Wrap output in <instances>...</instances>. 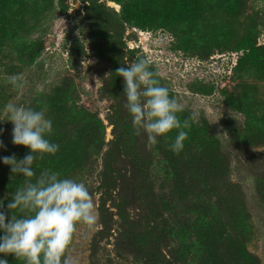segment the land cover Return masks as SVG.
Wrapping results in <instances>:
<instances>
[{
    "label": "rangeland",
    "instance_id": "374dc122",
    "mask_svg": "<svg viewBox=\"0 0 264 264\" xmlns=\"http://www.w3.org/2000/svg\"><path fill=\"white\" fill-rule=\"evenodd\" d=\"M49 3L50 7L30 16L31 26L22 31L41 43L36 60L27 64L7 48L0 55V118L5 119L0 121V140L5 145L0 148V200L12 201L26 182L22 174L11 172L2 157L15 154L20 160L30 151L12 143L14 125L3 112L11 101L42 111L52 121L53 133L47 138L60 147L54 156L44 157L66 164L58 171L61 178L83 182L93 197L99 221L94 231L81 226L74 237L72 254L79 264H157L152 257L159 250L174 264H239L237 236L264 264V192L258 190L259 179L264 178V145L241 141L245 116L230 103L243 81L256 85L258 96L264 98V81L241 78L238 73L245 50L231 49L225 41L229 32L216 24L200 33L208 47L199 53L184 49L190 31L179 39L166 27L143 29L122 16L116 1ZM219 14L218 22H232L236 39L256 22L253 42L264 47V0H245L239 16ZM138 56L149 58L153 70L160 72L161 84L184 107L183 120L197 114L190 132L205 140L202 146L185 141L177 155L169 149L175 130L167 142L158 138L151 145L146 135L137 136L133 129L145 160L148 192L136 188L141 176L126 151L115 144V105L127 113L124 78L119 82L122 87L109 88L116 69L127 67ZM13 75H22V89L7 82ZM60 90L72 91V100L45 97ZM42 162L37 157L33 170ZM237 201L249 213V235L239 226L242 215H238ZM200 212L206 218L204 232L199 231L205 244L196 249L191 224ZM172 230L177 241L168 235ZM225 234L231 237L221 245L230 244L233 256L218 259L216 252L221 255V249H214L212 239L222 241ZM0 258L15 264L8 256L0 254Z\"/></svg>",
    "mask_w": 264,
    "mask_h": 264
},
{
    "label": "clouds",
    "instance_id": "9594fccd",
    "mask_svg": "<svg viewBox=\"0 0 264 264\" xmlns=\"http://www.w3.org/2000/svg\"><path fill=\"white\" fill-rule=\"evenodd\" d=\"M127 65L117 68L116 73L124 78L125 108L132 118L134 134H144L149 144L156 145L158 138L167 142L168 134L175 130L177 134L169 149L179 155L188 139L186 129L190 130L197 114L193 112L181 121L178 114L184 111L183 105L161 84V74L153 70L149 58L138 56ZM7 82L16 90L24 87L22 75L10 76ZM3 112L14 125L12 143L30 151L20 160L15 154L2 157L3 163L11 166V172L22 174L26 182L7 205L12 213L10 219L0 211V254L12 255L22 264H79L72 254L74 237L81 226L94 231L99 221L93 197L83 182L61 178L58 171H44L33 182L37 157L54 156L60 147L47 138L53 133L52 121L42 111L11 101L5 104ZM3 147L0 140V148ZM3 206L0 200V208ZM0 264L9 261L0 258Z\"/></svg>",
    "mask_w": 264,
    "mask_h": 264
},
{
    "label": "trees",
    "instance_id": "16d2710c",
    "mask_svg": "<svg viewBox=\"0 0 264 264\" xmlns=\"http://www.w3.org/2000/svg\"><path fill=\"white\" fill-rule=\"evenodd\" d=\"M51 0H0V55L2 56L4 50L10 49L12 53H16L21 61L30 64L33 63L39 55L41 43L39 39H32L27 34H23L22 31L25 27L31 26V17L36 15L38 11L47 9L50 7ZM121 4L122 16L127 20L134 22L137 26L143 29H156L158 27H166L171 30L179 39L185 32L188 34V43L185 44L184 49L186 51L193 50L199 53L204 51L208 47L206 43L202 41L203 37L200 33L209 30L213 25H218L220 28L229 32V37L226 38L231 49L245 50L244 55L240 58L237 64V70L241 78L253 76L258 80L264 81V47H255L253 39L257 35L256 22L246 27L245 32L240 39L237 38V33L232 29V22L228 20L226 24L218 22V16L220 11L222 14L230 16H239L243 13L245 6V0H113ZM212 22H211V21ZM35 24V23H34ZM233 39L234 43H231ZM228 40V41H227ZM230 41V42H229ZM0 56V66L3 63V59ZM6 56V55H5ZM15 56V55H14ZM6 65V64H5ZM121 76L115 71V74L111 76L109 81L110 89H117L122 87L119 83ZM241 86L242 90L235 95L234 98H230V103L236 111L242 113L245 116V123L243 130L240 134V139L248 145H264V98L258 96V88L254 84H249L247 81H243ZM114 91V90H113ZM72 91L63 93L60 91L51 92L45 95L47 100H59L68 102L69 98L72 100ZM114 124L117 134L116 146L123 148L130 156L131 162L139 177V182L136 188L145 189L147 192L151 189L146 178V168L143 167L145 160L141 157L135 135L133 134L132 118L130 114L121 113L119 104L115 105ZM74 111V107L70 108ZM181 121L183 117L181 113L178 114ZM188 131L187 144L201 145L205 142L202 138L200 140L196 136H192L190 130ZM205 136V135H204ZM202 137V136H201ZM210 144V142H209ZM51 157H44L42 163L35 164L34 172L36 174L33 177V182L44 171H59L66 164L61 163L57 165ZM147 166V165H146ZM149 169V168H148ZM259 192H264V178L259 179L258 183ZM11 202V201H10ZM9 203V202H8ZM8 203H4L3 208L0 211L6 212L9 219L12 215L8 210ZM238 215H242L239 220V226L244 234H248L251 231L249 224V213L245 208L243 202L237 201ZM18 216L20 213L13 210ZM199 216L192 221L191 235L194 233L197 235V239L192 238V245L199 248L200 243L204 245L205 239L203 233L199 234V231L204 232L203 223L206 222V218L198 213ZM172 229V228H170ZM194 234V235H195ZM0 235H3L0 232ZM168 235L172 236L174 241H177V236L173 230L168 232ZM190 235V234H188ZM192 237V236H191ZM221 237V236H220ZM231 236L223 235L222 241L212 239V246L214 249L219 247L221 249V255L216 251V257L218 259L223 256H233L230 252V244L222 246L226 240ZM179 238L183 239L182 232H179ZM181 241H186L181 240ZM236 253L240 256L239 264H260L259 259L252 253L248 252L245 248L244 242L240 236L236 237ZM221 242V243H220ZM4 255V254H2ZM11 262L15 264H22L21 261L15 259L14 256H8ZM157 264H174V261L168 257L163 251H157L152 257Z\"/></svg>",
    "mask_w": 264,
    "mask_h": 264
}]
</instances>
